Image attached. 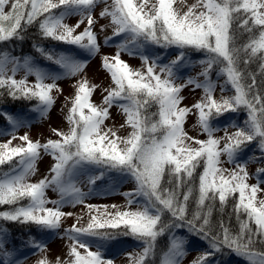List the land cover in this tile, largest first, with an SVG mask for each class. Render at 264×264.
<instances>
[{
  "label": "snow or ice",
  "instance_id": "6c2138e0",
  "mask_svg": "<svg viewBox=\"0 0 264 264\" xmlns=\"http://www.w3.org/2000/svg\"><path fill=\"white\" fill-rule=\"evenodd\" d=\"M101 2L104 6L94 16ZM177 2L181 7L174 8ZM183 5L184 0H0V43L22 41L28 28L37 25L40 39L93 57L101 51L94 30L101 19H109V24H100L99 32L112 28V35L104 37L105 45L124 37L114 55L101 58V67L111 80L102 89L101 103L91 100L100 86L82 76L74 85V96L65 98V106L71 103L65 117L68 130L52 129L57 138L41 143L27 133L17 136L18 128L30 125L0 113L12 129L0 133L10 137L0 143V166H9L0 175V206H12L0 211V220L58 231L63 218L73 215L62 208L83 204L99 194L98 183L113 175L135 182L134 190L123 193L127 199L123 209L86 204L88 223L78 226V217L77 223L64 229L66 256L50 260L47 245L30 238L28 243L44 253L36 264H113L103 248L119 236L133 237L144 245L141 251L127 254L128 264H150L158 237L166 233L171 235L162 264H182L192 239L206 242V247L189 264H221L218 257L229 254L247 264H264V198H257L264 193V0H196L186 11ZM70 15L79 16L75 24L65 22ZM241 30L248 40L238 46ZM34 47L66 77L80 75L87 66L86 59L75 55L46 50L43 45ZM150 47L164 52L149 54ZM168 50L176 54L162 62ZM122 52L139 54L141 68H132L121 58ZM190 52L203 53L198 61L201 71L178 82L182 79L179 73L190 62ZM254 61H259V81L256 72L247 70ZM21 69L25 75L16 79L15 73ZM213 72L223 78L219 97ZM30 75L35 77L32 83ZM60 78L57 72L37 67L31 57L0 55V96L6 92L13 100H36L34 110L42 117L56 102L53 93L63 91L57 83ZM189 86L202 89L203 95L191 106H182V92ZM228 86L232 94L224 95ZM153 105L155 112L151 111ZM114 106L132 129L126 137L104 127ZM240 112L246 115L242 125L229 118ZM189 114L197 117L205 139L185 131ZM219 131L222 136L216 135ZM14 140L20 143L13 144ZM254 142L260 155L242 159ZM42 152L51 155L54 163L47 175L30 182ZM222 157L233 167H223ZM249 162L261 165L255 170V183H249ZM81 175L86 177L87 192L78 186ZM49 189L59 199L49 198ZM193 199L195 208L190 212ZM24 200L26 205L21 203ZM230 200L238 231L222 219L218 225L212 223L217 201L223 213ZM9 243L8 230L0 228V264H19L16 249H9Z\"/></svg>",
  "mask_w": 264,
  "mask_h": 264
},
{
  "label": "rangeland",
  "instance_id": "374dc122",
  "mask_svg": "<svg viewBox=\"0 0 264 264\" xmlns=\"http://www.w3.org/2000/svg\"><path fill=\"white\" fill-rule=\"evenodd\" d=\"M110 2V0H109ZM196 3V0H184V5L182 7L183 11L187 10V6H190L192 4ZM103 3H99L96 7L93 15L95 16L100 10L103 8ZM181 7V5L177 2L174 3V8ZM79 19V16L77 15H70L66 16L65 22L69 24H75L76 21ZM100 24H109V19H101L99 20V24L97 25L95 31L98 32V38L101 43V51L98 55H95L93 57H88L87 53L81 52L78 54L75 50H71L70 48L66 47V51L68 52L67 55H75L78 59H86L87 60V66L83 73L80 75H77L75 77H66L63 75V70L60 69L59 66H55L54 68H47V67H40L43 68L45 71L48 72H57L61 75V78L57 81L59 87L63 90L62 93H53L56 98V102L54 106L50 109L49 113L46 116H41L39 111H36L34 109H30L27 113L21 114L20 112H15L13 117H16L18 119H23L27 121L28 125L30 126H24L20 127L16 130V135L20 136L25 133H27L30 138L33 141L39 140L41 143L46 142L47 139H55L57 138L55 134L52 132L53 128L67 131L68 130V122L65 119L67 115L68 108L71 107V103L66 104L65 98H69V100L74 96L75 94V87L74 85L78 80L81 79V77H86L88 81L91 84L99 85V90H96L93 92V95L91 97V100L96 103L100 104L102 100V89L105 87H108L111 83L110 80V74H108L102 67H101V58L103 55H114L117 51L116 45L119 42H122L124 39L123 36L115 38L110 44L105 45L103 43L104 37L111 36L112 35V28H107L104 32H99V25ZM82 30V29H81ZM163 50V49H161ZM149 54H161L164 52H160L159 49H155L154 47H150L148 50ZM176 52L172 50H168V54L166 55V58L162 62H167L168 59H171L175 56ZM190 62L181 70L179 73V76L182 78L178 82H183L184 78H187L188 76L196 77L198 76V73L201 71V67L198 64V61L200 59H203V57L198 56L194 57V55L189 54ZM121 58L125 60L132 68L139 69L141 68L142 61L139 58V54L136 55H129L126 52L121 53ZM11 68L12 65H8V74L11 75ZM25 75V72L21 70H17L15 73L16 79H21ZM200 79H203L200 77ZM212 79L214 81H217V88L215 91V95L219 97L221 95V90L219 85L223 83V78H218L216 76V73L213 72ZM35 77L34 76H28L29 83L34 82ZM50 82V81H49ZM224 95H231L232 90L231 87L228 86L224 93ZM182 95L185 97L184 101L182 102V106L187 105L191 106V104L195 103L200 97L203 95L202 89H192V86H189L185 88L182 92ZM110 118L105 120L104 127L106 129L110 128L113 130H118L117 135L121 137H126L132 129L128 127L125 124L126 117L122 113V111L119 109L118 106H114L110 110ZM242 116V117H241ZM231 120H234L236 124L242 125L243 121L246 119V115L244 112H240L237 114H232L229 117ZM227 121H224L226 123ZM121 125H125L123 128H121ZM216 126V125H214ZM221 128L223 127V123L219 125ZM234 130V129H230ZM11 126L10 124L8 126L0 127V133L5 132H11ZM185 131L188 132L190 136L196 137L198 139H205L206 134L202 133L198 123H197V117L193 114H189V116L186 118L185 122ZM217 136H222L223 131H219L216 133ZM9 135L6 134H0V143L5 142L9 139ZM20 143L18 140H14L13 144ZM258 149L256 146V142L253 143L252 149ZM259 150V149H258ZM248 151V150H247ZM253 151H251L252 154ZM254 156H259V153H253ZM249 154L245 153L242 157V159H247ZM222 161H225L223 163V167L225 168H232L233 165L227 163V158L222 157ZM54 163L53 158L49 154H45L42 152L40 159L36 163V173L29 177L30 182H37L39 179L43 178L45 175L48 174L49 169L51 165ZM261 166L258 162H249L248 163V172L250 174L249 183H255V170L257 167ZM78 186L81 187V189L84 192L88 191V186L86 183V177L81 175L78 178ZM135 186V182L127 179V178H121L118 175H113L109 177L103 184L98 183L97 184V191L99 194L93 195L89 198H86L85 203L83 204H77L75 206L73 205H65L62 210L66 213H72L73 215L63 218V222L61 225V228L58 231H42L41 239L39 242H42L47 245L48 248V258L50 260L54 259L56 256L64 255L66 256V245L68 244L67 236L64 233V229H67L71 227L73 223H77V218L79 217V224L80 225H86L89 220V210L86 207V204H93V205H118L121 206L123 209L124 206L127 205V199L123 195L124 192L132 191V187ZM262 188H264V184L261 185ZM107 193V194H105ZM47 196L51 199H59V194L57 192L52 191L49 189L47 191ZM257 198H264V193H258ZM139 200H142V197L138 198ZM52 206V205H49ZM135 207V205H133ZM178 235H185L184 232L177 233ZM9 239L16 243L14 245L16 251H15V259L19 262V264H36L37 260L42 258L44 253H41L34 247H32L29 243L22 244L20 240L13 239V233L8 232ZM18 241V242H17ZM10 246H8L9 248ZM13 248V246H11ZM104 254L106 258H110L113 260V264H126V260L128 259V253H131V247L127 244L122 243L120 240H113L109 241L105 244L103 248ZM197 254L193 252L191 249L188 251L186 257L182 261V264H189V261H191ZM221 260V264H247L246 260L236 256L232 255L230 257H218ZM126 261V262H125Z\"/></svg>",
  "mask_w": 264,
  "mask_h": 264
},
{
  "label": "trees",
  "instance_id": "16d2710c",
  "mask_svg": "<svg viewBox=\"0 0 264 264\" xmlns=\"http://www.w3.org/2000/svg\"><path fill=\"white\" fill-rule=\"evenodd\" d=\"M38 26L33 25L28 28V30L23 34L24 39L21 40H13L11 42H3L0 43V55H2L4 52H8L12 56L16 57H23L28 56L31 57L35 64H42L45 66H55L51 62L45 60L43 56L36 51V48L34 45H43L46 50H52L57 53H64V50L66 49L65 46L57 45L56 42L49 41V40H42L39 37ZM237 45H241L244 43H247L248 40V34L246 32H243L242 30L237 33ZM155 49H159L154 47ZM160 52L163 50L159 49ZM66 53V51H65ZM191 54L195 56H199L200 53L190 52ZM243 67V65H242ZM248 71L250 72H256L257 73V80L259 81L261 79L259 75V61H254L251 64L248 65ZM3 91V90H0ZM36 100H13L11 99L7 93L5 92L3 96H0V113H7L12 115L14 112H17L19 110H22L24 113L33 107V105H36ZM152 112L157 111V107L153 105L151 108ZM242 117V116H241ZM9 125V121L3 116L0 115V126ZM253 144L250 146L247 154L254 156L253 153H259L258 149L253 150L252 149ZM251 151L252 154H251ZM9 171V166L4 165L0 166V175H2L4 172ZM203 171L202 166L197 169V172L195 174V185H198V176L199 173ZM135 186L132 187L134 190ZM143 200V198H142ZM141 200V201H142ZM22 204H27L28 201L24 200L21 202ZM232 205L233 201H229L228 205L225 207V210L223 213L219 211V202L215 204L213 215H212V223L213 225H218L219 221L222 219L225 224H227L233 231H238L239 229V221L236 218V215L232 211ZM12 206L9 205H3L0 206V211L9 210ZM134 207V206H133ZM195 208L194 199L189 204V211L191 212ZM245 217H241V219H244ZM167 219V217H165ZM87 224V223H86ZM0 228H6L10 233H13L15 239L20 240L23 242V244H27L30 238L35 237V239L38 241L41 237V230L37 229L34 225H23L19 223H11V222H5L3 220H0ZM171 234H164L161 237H158L156 248L154 250V254L149 258L150 264H162L165 253L167 252L168 246H169V239ZM117 240H120L122 243L127 244L131 247V251H141L143 248V243L141 241H137L133 237H124L119 236L116 238ZM191 239V238H190ZM9 245V244H8ZM206 247V242L192 239L190 244V249L198 254L200 250ZM233 254H229L225 257H230ZM222 258V257H220ZM127 261V262H126ZM126 264H128V259L126 260Z\"/></svg>",
  "mask_w": 264,
  "mask_h": 264
}]
</instances>
